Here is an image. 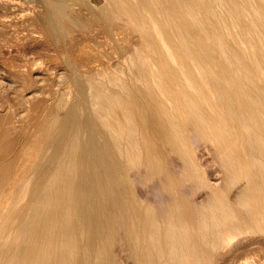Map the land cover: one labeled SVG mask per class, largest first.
Here are the masks:
<instances>
[{"label": "bare ground", "instance_id": "6f19581e", "mask_svg": "<svg viewBox=\"0 0 264 264\" xmlns=\"http://www.w3.org/2000/svg\"><path fill=\"white\" fill-rule=\"evenodd\" d=\"M88 20L135 43L86 76L62 58L0 154V264H264V0H0V50Z\"/></svg>", "mask_w": 264, "mask_h": 264}, {"label": "rangeland", "instance_id": "374dc122", "mask_svg": "<svg viewBox=\"0 0 264 264\" xmlns=\"http://www.w3.org/2000/svg\"><path fill=\"white\" fill-rule=\"evenodd\" d=\"M92 23L93 22L88 20V25L84 28L86 30L80 28L81 34L77 33L78 29H76L74 32L75 35H70L72 37L71 39H64L65 41L63 40L57 44L55 43L56 45L50 43L52 44L50 46L48 40L44 37L37 40V42H25V40H22L21 42L23 43L20 41L16 42L19 39L13 43L14 41L10 38L11 41H8L9 45L1 47L0 147H3L0 148L1 155L9 153L8 157H10V160L12 157L13 159L16 157L20 150L19 147H21L20 145L22 144L21 141L25 138L32 123L41 113L42 115L43 112L45 114L43 109L44 106L45 110H47V106L50 108V105L53 103L51 102L53 101L52 98H54L52 96H54L53 94L56 92V89L57 92L63 90H61V88H64V81L68 78V69L65 64H63V59H68L72 65L77 68L79 73H83V75L86 76L88 73L99 69L101 70L102 68L104 69L105 67L108 68L110 66L114 69L119 55L122 56L125 54H120L122 52L119 50L123 49V52H128L131 45L135 43V38L133 36L130 37L131 35L124 34L123 37L121 36L122 39L121 37L118 40L116 39V42H118H115V44L117 45L113 44L117 49L120 48L119 50H116V48L112 47V44L105 40L106 38L103 39L105 36H103L100 24L95 22L96 24L94 26V23ZM102 39L109 44H106L107 47L106 45H103ZM67 41L69 42L67 43ZM8 42L6 44H8ZM11 42L13 45L15 44V48L14 46L12 47V44H10ZM118 45L119 47H117ZM20 138L22 140H20ZM3 149L6 150V153ZM8 157L6 156V158Z\"/></svg>", "mask_w": 264, "mask_h": 264}]
</instances>
